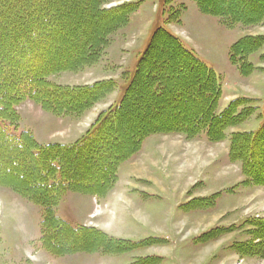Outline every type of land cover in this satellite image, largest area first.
<instances>
[{"label":"trees","instance_id":"1","mask_svg":"<svg viewBox=\"0 0 264 264\" xmlns=\"http://www.w3.org/2000/svg\"><path fill=\"white\" fill-rule=\"evenodd\" d=\"M194 1L201 13L226 20L221 23L227 28L235 24L254 26L264 17V1L256 7L259 11L255 14L247 9L238 10L233 5L234 0ZM104 3L105 0H0V33L4 31L6 35L22 38L16 43H4L0 34V148L7 147L6 153L17 155L25 162L19 167L12 164V169L0 167V186L10 188L41 208L38 242L43 251L56 257L98 251L116 255L147 242L114 239L93 228L69 225L55 214L66 193L104 197L116 183L120 165L135 155L151 134L168 131L193 138L204 132L208 140L220 141L225 138L227 129L260 109L250 105L258 103L257 100L239 98L217 112L222 93L217 73L178 38L158 26L127 77L119 101L100 112L79 139L67 145L40 144L30 131L17 133L16 106L25 99L36 102L52 115L79 118L114 88L112 80L80 87L56 85L48 80L50 75L80 70L94 63L112 34L127 23L129 14L136 8L134 3L103 8ZM61 4L71 7L61 9ZM58 19L68 22L61 25ZM90 20L97 26L87 31ZM63 27L65 30L57 33ZM262 43L264 37L244 36L230 47L229 61L236 64L242 76H249L255 70L247 58L260 49ZM40 45L36 55L34 48ZM65 51L68 56L63 55ZM31 61L35 65L29 64ZM156 66L158 70L153 71ZM179 90L185 92L182 94ZM177 93L182 96L181 100L176 98L166 107L150 108L149 118L163 117L165 125L148 126L140 131L133 129L143 123L136 105L142 96L151 95L161 102ZM176 108L182 109L180 113L172 112ZM133 116L136 120L131 119ZM256 117L261 120L259 128L231 134L229 147L230 159L240 160L243 168H251L253 171L246 174L254 182L264 179L258 172L264 165L256 162L254 156L257 152L264 154V113ZM129 123L133 126H125ZM9 128L13 130L10 132ZM126 128L132 130V135L124 137L125 140L117 137V134L128 133ZM3 153L0 152V156H4ZM79 158L87 162V167L84 166L87 169L90 165H102V169L93 171V179L78 177L71 162ZM158 260L147 257L133 264H158Z\"/></svg>","mask_w":264,"mask_h":264},{"label":"rangeland","instance_id":"2","mask_svg":"<svg viewBox=\"0 0 264 264\" xmlns=\"http://www.w3.org/2000/svg\"><path fill=\"white\" fill-rule=\"evenodd\" d=\"M263 1L234 0L233 5L238 10L247 9V11H254L255 14L259 11L256 7ZM133 3L136 4V8L129 14L127 23L112 34L108 45L94 63L80 70L59 72L48 77L52 84L78 87L113 78L114 88L97 100L88 112L79 118L52 115L41 109L36 102L25 99L16 106L19 116L17 133L26 129L30 131V128H33L37 136L39 134L41 138H44L41 141L47 143L54 140L71 142L83 134L93 118L95 120L100 112L106 111L119 101L123 94V87L128 82L127 77L133 72L151 34L158 26L165 29L169 26L178 30L179 36L196 52L198 58L206 62L214 71L224 73L223 81L220 79L221 89L226 87L247 92L248 89L257 88L259 84H261L260 88L263 87L264 70L261 68L264 66L261 67L260 63L264 61V43L247 58V60H253V66L256 65L257 68L260 66L255 71L258 77L253 78L252 83L251 80H247L248 76L240 74L236 64L229 61L228 53L230 47L244 36L264 37V17L262 22L254 26L235 24L232 28H227L221 23L226 20L221 19V21L214 15L201 13L194 0H105L103 8ZM67 6L68 4L60 5L61 9L65 10ZM85 16H88V12ZM58 21L61 25L68 22L66 19H58ZM94 23L90 20L87 31L94 30L97 26ZM148 25L151 26L148 29L149 33L143 39L139 28L143 26L146 28ZM181 25L185 33L182 32ZM63 30H65L64 27L58 29L57 33L60 34ZM86 33L84 32V35ZM0 34L4 43L8 41L16 43L17 39H22L15 35H6L4 31ZM121 44H126L129 49H122ZM41 46L34 48L36 55L39 54ZM63 55L69 54L65 51ZM29 64H34V61ZM157 68L156 66L153 71L158 70ZM233 72L238 74L240 82L230 79L235 74ZM202 84L205 86L207 83ZM179 91L182 94L185 92ZM176 98L181 100L182 96L177 93L170 98H163L161 102H157L151 95L142 96L140 102H136L140 111L139 116L143 120L142 125L138 129L134 128L133 123L125 126L132 124L133 129L140 131L148 126L165 125L163 117L149 118L150 108L166 107L168 104H173ZM221 98L222 93L217 112H220ZM250 105L258 106L257 103ZM142 108L144 111L141 110ZM181 110L176 108L172 112L178 114ZM262 111H264V102L251 117L262 116L264 113ZM133 118L134 116L131 119L136 120ZM248 120L249 118L227 129L225 138L220 141L208 140L204 132L193 138L168 131H160L147 137L152 138L156 144L154 152L156 155L150 157L153 167L147 165L146 171V166L141 165L140 169L144 170L142 176L135 174L136 171L132 173L133 169L128 170L127 173L133 176L131 184H141L142 188L154 195V198L149 201L153 202L152 205H158V211L154 212L162 213L163 219L156 223H149L150 225L146 228L153 231H145L146 228H144L142 236L155 234L157 240L147 241L137 255L154 256L155 259L159 258V263H162L160 258L162 257L163 264H264V179L259 178L258 182H254L246 174L253 170L247 166L243 168L240 160H231L229 156L231 134L255 131L259 128L258 121ZM12 130L9 128L10 132ZM125 131L128 133L117 134V137L125 140L127 136L132 135V130L126 128ZM125 143L123 141V144ZM6 149L7 147L0 148V152H5L4 156H0V167L12 169L14 163L18 167L25 164L17 155L6 153ZM254 156L256 162H262L264 165V154L257 152ZM71 165L78 177L88 176L89 179H93L94 170L102 169V165L91 166L90 164L88 166L91 168L87 169V162L82 158L71 162ZM258 172L264 176V166ZM4 189V186H0V264H27L23 255L31 250L34 255L27 254L31 262L29 264H44L43 261L47 257L39 258L34 252L42 251L38 239H32L29 244L25 243L28 238L40 236L41 208L19 197L18 194L13 195L9 191L7 193ZM63 202L60 203V208L62 207V212L65 214H63L65 221L71 222L72 225L78 223L80 220L76 219L75 213L71 212L72 202L69 197L63 199ZM55 214L57 215L56 211ZM144 214L147 213L144 212ZM136 216L142 221H148V218L139 212ZM88 220L91 221V218L89 217ZM113 224L115 231L117 229L118 233L126 234L123 227L119 228V223L113 222ZM96 225L104 228L108 226V222L98 220ZM94 253L108 257L117 255H106L100 251ZM132 253H126L117 258L121 262H128ZM158 255L160 257H157ZM67 260H70V256L56 259L55 264H65Z\"/></svg>","mask_w":264,"mask_h":264},{"label":"crops","instance_id":"3","mask_svg":"<svg viewBox=\"0 0 264 264\" xmlns=\"http://www.w3.org/2000/svg\"><path fill=\"white\" fill-rule=\"evenodd\" d=\"M182 25H183V23H182ZM182 25H181V27H182L181 30H182V32H184V28ZM143 27L139 28V32L142 31L141 34H143V35H140V36H141V38L145 39L147 33H149L148 29L151 26L148 25L146 28H143ZM173 29L174 28H170L169 26L166 27V30L169 33H171L173 36L178 38L179 41L187 49L192 50L194 52V54L196 55V52L188 46V44L184 41L183 38H181L179 36L180 32L176 29H174V30ZM186 39H187V36L185 37V40ZM145 41H147V39ZM120 47L122 49L128 48L126 46V44H124V45L121 44ZM251 62H252V64H254L253 60H251ZM261 63H260V66L261 67L264 66V61H261ZM260 66H259V68H260ZM257 67L258 66L254 65L255 70L247 77V80H251L250 81L251 83H252V80L254 81L255 77H258L257 72H255L256 70L259 69ZM261 69L264 70V67H262ZM215 72L219 75L220 79L223 81L224 78H222V75L224 73H220V71H218V70H215ZM233 73H235V74L232 75V77L230 79L235 80V82L236 81L240 82V81H238V79H239L238 74L236 72H233ZM112 79L113 78H108V80H112ZM260 85L261 84L257 85V88H254L253 90L248 89L247 92H240L238 90L235 91V90H232L230 88L222 87V98H221L220 103H219L220 111L223 110L228 105V103H230L231 101L238 99V98H243V97L251 98L254 100H260L257 103V105L260 107V105H262V103L264 102V84H263V87H261V88H260ZM66 86H68V85H66ZM259 103H261V104H259ZM71 120H73V119L71 118ZM93 120H94V118L90 121V123H92ZM249 120L258 121L259 122L258 125L259 126L261 125V120L257 117H250ZM26 131H29V130L26 129ZM30 132L32 133L34 139L40 144L56 143V144L67 145V144H71V143L75 142L86 131L71 142H58V141L54 140V141H51L48 143L46 141H41L44 138L43 137L41 138V136L39 134L37 136V134L35 133V130L33 128H30ZM198 140H200V139H198ZM155 145L156 144L152 140V138H146L143 141L139 151L135 155H133L128 161H126V162L122 163V165H120V167L118 169V175H117L116 183L107 192V194L104 197L97 198L95 196H91L88 194H81V193H75V192L66 193V195L63 197V199L65 200L66 197H69L70 201L72 202L71 203V205H72L71 206V212L75 213L76 219L80 220L78 223L72 225L71 222L68 223L67 221H65L66 219H64V217H63L65 214L62 212V207L60 208V203L61 204L64 203L63 199L58 204V206L56 208V213H57L58 218H60L61 220L65 221L66 223H68L69 225H71L73 227L82 226V227H86V228H93L96 230H100L103 234L108 235L109 237L114 238V239L126 240V241H130V242H134V243L143 242V241H150V240H157V238H156L157 236L155 234L142 236L141 233L143 232L144 228H146L151 223H156V222L160 221V219H163V214L160 212L158 214H157V212H154V211H158V209H159L157 207L158 205L157 206L152 205L153 202L149 201L151 198H154V195L151 194V192L142 188L141 184L140 185H137L135 183L131 184L130 181H131V177H133V176H131L130 174L127 173L128 170L133 169L132 173H134L136 171L135 174H137L138 176H142L144 170L140 169L141 165L144 164L146 166V171H147V165L148 166L153 165V164H151L152 162H151L150 157L156 155V154H154V152L156 151ZM151 167H153V166H151ZM4 188H5L4 190H6L7 193L10 192L13 195L16 194L13 190H11L8 187H4ZM69 194H72V196H69ZM74 194H78L81 196L75 197L76 195H74ZM12 197H14V196H12ZM144 200H147V201H144ZM148 210H150L151 212H147ZM108 212L110 214H108ZM138 212L141 215H144L145 217H147L148 221L147 222L142 221L140 218H138L136 216V213H138ZM144 212H146L147 214L145 215ZM89 217L91 218V221L88 220ZM40 219H41V214H40ZM98 220H103L105 222L107 221L109 227L107 226V227L103 228V227L96 225ZM113 222L119 223V225H120L119 228L123 227L124 230L126 231V234H123L122 232L118 233L117 229L115 231V228H113L114 227ZM39 225H40V223H39ZM145 231H153V230L150 228H146ZM39 238H40V236H39ZM39 238H37L36 236L33 238H28L25 240V243L29 244L32 241V239H38L39 240ZM142 247L133 249V250L125 252V253L117 254L116 256H109V257L108 256H101L98 253H75V254H69V255L56 257V256L50 255L49 253H47L43 250L42 251L41 250L40 251H34V252L39 258L47 257L45 259L43 258L44 264H55L56 259L66 257V256H70V260H67L65 262V264H97V263L98 264H133L139 259L147 258V257H154V256H144V255H148V254H144L143 256L137 255V253L139 252V250ZM132 252H134V253H132ZM30 253L32 255H34L32 250L27 251L28 255ZM126 253H132L131 258L128 262L124 263V262H121L120 260H118L117 257H119L120 255L126 254ZM27 254L23 255V257H24V260H26L27 264H29L31 262L27 258L28 257ZM157 257H160V255H158ZM160 258L162 259V263L158 262V264H163L164 260L162 257H160ZM171 264H173V263H171Z\"/></svg>","mask_w":264,"mask_h":264},{"label":"bare ground","instance_id":"4","mask_svg":"<svg viewBox=\"0 0 264 264\" xmlns=\"http://www.w3.org/2000/svg\"><path fill=\"white\" fill-rule=\"evenodd\" d=\"M2 172V171H1Z\"/></svg>","mask_w":264,"mask_h":264}]
</instances>
